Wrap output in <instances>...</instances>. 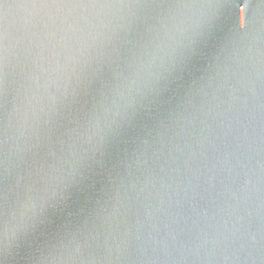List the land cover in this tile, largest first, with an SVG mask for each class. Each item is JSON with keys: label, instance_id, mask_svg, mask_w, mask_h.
I'll list each match as a JSON object with an SVG mask.
<instances>
[{"label": "snow or ice", "instance_id": "obj_1", "mask_svg": "<svg viewBox=\"0 0 264 264\" xmlns=\"http://www.w3.org/2000/svg\"><path fill=\"white\" fill-rule=\"evenodd\" d=\"M225 0H0V264H16L14 257L32 249L27 264H123L132 246L128 233L116 227L126 218V193L132 170L150 182L146 165L158 156L157 144L183 119L193 97L207 96L217 81L233 72L229 44L219 47L204 72L203 83L188 82L213 44L212 10ZM230 2V0H229ZM110 9L134 8L136 14L119 30L92 35L99 49L90 66L73 71L75 88L50 106L43 134L33 133L26 151L9 150L7 89L9 24L5 9ZM247 8L262 9L254 0ZM198 9L189 22H177L165 10ZM158 10V11H157ZM155 11V14H154ZM244 9L239 7V13ZM256 22L239 24L243 33ZM82 42L81 47H88ZM108 78L105 79V73ZM259 75L264 79V66ZM59 145L60 151H52ZM20 158V172L9 188V161ZM14 193H19L14 196ZM264 249V237L249 236Z\"/></svg>", "mask_w": 264, "mask_h": 264}, {"label": "water", "instance_id": "obj_2", "mask_svg": "<svg viewBox=\"0 0 264 264\" xmlns=\"http://www.w3.org/2000/svg\"><path fill=\"white\" fill-rule=\"evenodd\" d=\"M244 0H225L212 10L213 44L205 49L199 72L188 82L193 89L203 83L218 49L229 44L233 72L217 81L207 96L196 95L193 108L184 112L158 156L146 165L150 182L132 170L126 193L130 210L116 231L128 233L132 246L123 264H264V249L249 236L264 237V16L259 7ZM264 0H254V5ZM239 7L244 11L239 13ZM158 11V10H157ZM177 22L187 23L198 9L165 10ZM9 38L7 108L9 150L26 151L33 133L43 134V121L55 100L75 88L73 71L90 66L100 39L117 31L134 15V8L110 9H5ZM155 14V11H154ZM255 30L243 33L245 21ZM88 47H81L82 42ZM108 73H105V79ZM52 151L59 152V145ZM9 188L15 186L20 158L9 161ZM19 193H14L18 195ZM31 248L20 251L16 264H27Z\"/></svg>", "mask_w": 264, "mask_h": 264}]
</instances>
